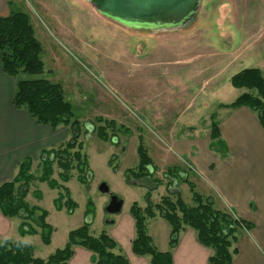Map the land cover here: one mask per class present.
<instances>
[{
  "label": "rangeland",
  "instance_id": "374dc122",
  "mask_svg": "<svg viewBox=\"0 0 264 264\" xmlns=\"http://www.w3.org/2000/svg\"><path fill=\"white\" fill-rule=\"evenodd\" d=\"M259 3L260 0H200L197 10L184 25L167 30L141 31L102 16L95 7L99 6L97 2L92 4L88 0H11L10 11L28 15L35 38L43 47L41 56L43 74L21 75L20 78L45 79L62 87L65 99L71 104L74 118L80 125L78 140L82 143L81 152L86 157L88 167L89 176L83 184L76 179L77 171L71 172V181L67 185L70 188L68 192L70 199L77 206L73 215L69 217L64 213L61 215L55 212L53 198L56 197V191L51 190L45 183L39 184L36 180L28 184L27 204L30 207L37 205L40 210H46L50 214L47 223L55 229L52 243L46 248L48 251L62 248L67 233L81 226L86 220L93 222V226L89 227L92 236H98L108 230L106 220L111 221L116 216L106 215L105 206H98L101 200H105L106 204L109 201L107 195L98 192V186L102 183L108 186L111 194L122 198L121 215L128 213L133 203L141 208L146 207V194L153 205L168 195L166 185L169 180L164 178V173L167 169L175 167L165 169L162 180H159L165 185L164 190L148 191L139 186L130 187L125 182L123 169L137 167L138 156L135 155L137 143L135 145L134 137L129 135L125 138L127 158L122 160L117 152V146L125 137V131H122L124 126L113 121L115 137L112 136L113 131L108 128L109 138L102 141L94 133H89L88 130L86 132L85 125L88 123L98 126L95 119L101 116L94 115L98 111L120 110L129 114L124 116L127 128L131 130L134 128L142 136H148L152 127L146 118L140 127L134 123L135 114L129 105L128 93L130 95L133 92V95L137 96L143 92L150 71L163 75L167 72L166 69L174 73L181 69L184 73L190 72V69L200 71L202 75L198 81L188 80L184 83L192 94L199 90V100L212 99L210 94L215 83L218 87L219 102H231L243 92L246 93L247 90H236L230 85V78L241 71L238 69L241 63L227 61L228 55H225V50L230 43L228 31L239 30L241 34L244 33L246 39L240 37L238 45L234 46L236 51L233 56H237L238 61L243 58L242 66L245 67L250 66L252 62L246 58L245 52L242 54V51L250 49L249 51L260 56L264 5ZM136 51L138 54L135 56ZM213 65H216L215 71L212 69ZM209 77L210 79L206 81ZM176 80V76H173V83ZM151 91H154L153 87ZM229 91L234 94L231 95ZM179 121L175 122L178 130L182 127L184 129L191 122L201 123V119L187 117L183 118V122ZM198 126L201 127L200 124ZM60 127L62 131H68L70 138L71 130L66 126ZM61 144L53 147L57 148ZM147 144L143 145L149 154ZM34 164L35 162L31 163L30 173L38 177L42 170L41 162L39 161L37 166ZM58 172L53 165L52 179L59 182ZM178 182L181 181L178 179ZM59 184L62 185L60 182ZM179 187L182 201L190 206L192 195L189 187L184 183H180ZM35 191L38 195L36 197ZM89 202L93 204L94 211L91 217L86 219V205ZM40 210L35 213L33 220L27 221L35 232L39 230L37 216ZM159 223L148 220L147 231L153 235L158 248H161L164 233ZM163 223L168 230L169 227ZM22 243L32 246L36 258L44 260L51 254L46 255L48 251L43 250L39 237L26 238Z\"/></svg>",
  "mask_w": 264,
  "mask_h": 264
},
{
  "label": "crops",
  "instance_id": "0c3cea01",
  "mask_svg": "<svg viewBox=\"0 0 264 264\" xmlns=\"http://www.w3.org/2000/svg\"><path fill=\"white\" fill-rule=\"evenodd\" d=\"M259 5H264V0H260ZM9 13L8 0H0V17L8 16ZM239 17L242 18V16ZM228 33L230 43L225 50V55H228L226 60L239 62L242 66L243 58L238 61V57L233 56L236 51L234 46L238 45L241 38L246 39V36L239 30L228 31ZM249 50L242 51V54L245 52L246 58L252 64L248 67L240 66L238 69H258L264 78V30L260 31V56ZM137 54L136 51L135 56ZM242 56L244 57V55ZM213 66L212 69L215 71L216 65ZM166 71L164 75L150 71L144 91L138 93L137 96L133 95V92L130 95L128 93L129 105L135 114L134 123L140 127L146 118L152 127L148 136H142L134 128L132 130L127 128L124 116H129L128 113L120 110L119 112L111 110L103 112L101 110L94 115L124 126L122 131H125V137L122 142L119 141L117 146V152L122 160L127 158L124 142L129 135L134 137L133 141L135 145L137 143V146L140 141L144 145L148 143L147 148L150 155L148 152L147 154L157 169L153 173L154 178L162 180L164 170L175 167L193 185L196 193L212 199L215 209L230 212L252 225L250 230L240 233L236 244L237 254L233 257L231 264H264V131L255 113L246 107L235 109L228 107L236 99L231 102H219L216 83L210 94L212 99L210 101L199 100V90L192 94L184 83L188 80L198 81L202 75L200 71L194 69H190L188 73L187 71L184 73L183 69L175 73L168 69ZM173 76L177 78L175 83H173ZM213 76L215 79V72ZM209 79L210 77L206 81ZM151 84L152 86H150ZM152 87L153 92L151 91ZM13 93L14 80L6 76L0 66V184L11 181L17 173L18 167L25 161H28L30 166L32 162H35L34 165L37 166L42 152L48 151L69 138L68 131H62L61 127L53 130L49 126L36 124L26 111L14 109L11 105ZM229 93L234 94L232 91ZM184 117L201 119V123H199L201 127L198 126L199 124L191 122L184 129L182 127L178 130L175 122L177 120L183 122ZM213 122L218 126L222 142L219 151L210 148V126ZM136 147L135 155H137ZM126 170L128 169H123V174ZM70 181L71 179L62 184L68 191L70 188L67 185ZM180 183H184L188 187V183L178 182L179 192ZM164 188V184L160 185L156 191L164 190ZM53 191L59 194L58 190ZM57 194L53 198L54 200L57 198ZM105 204V200H101L98 206L104 207ZM36 207L39 208L37 205ZM54 210L57 214L64 213L68 217L72 216L74 211L67 213L64 208L61 210L54 208ZM45 212L47 213L45 219L47 223L50 214L46 210ZM120 213L114 215L116 217L113 220L105 222L108 225V230L105 233L116 243L113 253L125 256L129 264H149V257H140L132 253L131 242L135 236L134 220L129 212L122 215ZM150 221L160 222L158 225L164 233L161 248H158L153 235L149 231L147 232L159 252L171 254L172 264H208L211 251L198 243L195 231L185 227L180 231L176 245L171 248L168 223L159 216L150 219ZM163 222L169 227L168 230ZM20 224L19 218H5L0 214V243L22 242L30 237H39L40 239V229L34 235L21 236L18 232ZM47 224L49 225V223ZM91 226H93V222H91ZM54 230L53 228L48 245L41 242L43 250L48 251L46 248H49L52 243ZM66 241L67 237L64 245ZM55 251L56 249L48 251L46 255ZM72 252L69 264H91L92 254L89 251L73 247Z\"/></svg>",
  "mask_w": 264,
  "mask_h": 264
},
{
  "label": "trees",
  "instance_id": "16d2710c",
  "mask_svg": "<svg viewBox=\"0 0 264 264\" xmlns=\"http://www.w3.org/2000/svg\"><path fill=\"white\" fill-rule=\"evenodd\" d=\"M99 3L98 1H96ZM11 6V0H8ZM43 47L35 38L30 18L23 12H12L8 16L0 17V66L2 72L14 80V93L11 105L16 110L26 111L36 124L49 126L53 130L68 127L72 134L59 147L51 148L40 155L41 174L35 177L30 173V163L25 161L18 167L14 178L0 184V214L5 218H19L21 224L18 232L21 236L34 235L36 232L27 221L34 219L35 213L40 210L30 207L26 202L28 184L33 180L46 183L59 194L53 201L56 210L65 209L71 213L76 208L69 196L68 189L60 185L67 183L73 170L77 171V181L85 183L88 178L87 161L82 154L80 125L74 118L71 104L65 99L62 87L45 79H21V75L40 76L44 65L41 60ZM230 85L235 89H245L228 107L235 109L246 107L255 113L258 122L264 131V78L257 69L241 70L230 78ZM95 122L85 125L86 132L94 133L100 140L107 141V130L115 133L114 122L96 117ZM103 124V125H102ZM115 137V136H113ZM210 148L219 151L222 146L219 129L216 123L210 126ZM220 146V147H219ZM138 164L135 169L125 171V182L130 186L142 187L153 191L162 185L154 179L153 166L142 142L137 146ZM43 165V166H42ZM53 165L58 172V180L52 179ZM164 178L168 195L153 205L146 194L147 206L139 207L133 203L129 214L134 220L135 236L131 242L132 253L140 257H149V264H172L169 252H159L152 243L147 232V221L159 216L170 226L169 245L173 248L178 235L185 227L195 231L200 245L210 249L211 255L208 264H231L237 254V241L241 232L248 231L252 225L230 212L214 208L210 197H203L194 191L193 185L182 176L177 168L167 169ZM188 183L192 195V205H186L180 196L176 183ZM172 190V191H171ZM35 197L37 191H35ZM38 196V195H37ZM94 207L87 203L85 218L89 219ZM47 213L40 210L37 216L40 229V239L44 245L50 243L53 228L45 222ZM90 220H86L78 228L68 233L65 245L50 254L45 260L36 258L33 248L21 241L0 243V264H69L72 257V248L80 247L92 254L91 264H129L122 254H114L116 243L105 232L98 236L90 234Z\"/></svg>",
  "mask_w": 264,
  "mask_h": 264
},
{
  "label": "water",
  "instance_id": "95a60500",
  "mask_svg": "<svg viewBox=\"0 0 264 264\" xmlns=\"http://www.w3.org/2000/svg\"><path fill=\"white\" fill-rule=\"evenodd\" d=\"M95 3L93 0H88ZM200 0H103L95 6L98 12L126 27L135 30L154 31L173 29L184 25L195 13ZM98 192L109 197L104 207L106 215H118L123 200L111 194L106 184L98 186Z\"/></svg>",
  "mask_w": 264,
  "mask_h": 264
},
{
  "label": "flooded vegetation",
  "instance_id": "af4514ba",
  "mask_svg": "<svg viewBox=\"0 0 264 264\" xmlns=\"http://www.w3.org/2000/svg\"><path fill=\"white\" fill-rule=\"evenodd\" d=\"M96 1L99 2V5L103 2V0H93V2H96Z\"/></svg>",
  "mask_w": 264,
  "mask_h": 264
}]
</instances>
